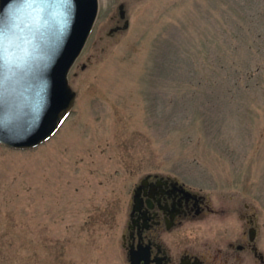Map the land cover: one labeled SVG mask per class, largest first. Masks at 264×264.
<instances>
[{"label": "rangeland", "instance_id": "obj_1", "mask_svg": "<svg viewBox=\"0 0 264 264\" xmlns=\"http://www.w3.org/2000/svg\"><path fill=\"white\" fill-rule=\"evenodd\" d=\"M98 3L68 118L36 148L0 145V264H126V204L149 172L264 218V0Z\"/></svg>", "mask_w": 264, "mask_h": 264}, {"label": "water", "instance_id": "obj_2", "mask_svg": "<svg viewBox=\"0 0 264 264\" xmlns=\"http://www.w3.org/2000/svg\"><path fill=\"white\" fill-rule=\"evenodd\" d=\"M98 10V0H0V145L30 150L57 132L75 101L69 71Z\"/></svg>", "mask_w": 264, "mask_h": 264}, {"label": "flooded vegetation", "instance_id": "obj_3", "mask_svg": "<svg viewBox=\"0 0 264 264\" xmlns=\"http://www.w3.org/2000/svg\"><path fill=\"white\" fill-rule=\"evenodd\" d=\"M125 213L120 239L126 264H264V218L256 207L176 172L139 177Z\"/></svg>", "mask_w": 264, "mask_h": 264}, {"label": "bare ground", "instance_id": "obj_4", "mask_svg": "<svg viewBox=\"0 0 264 264\" xmlns=\"http://www.w3.org/2000/svg\"><path fill=\"white\" fill-rule=\"evenodd\" d=\"M67 118H68V117H67ZM67 118H66V119H67ZM66 119H65V120H66Z\"/></svg>", "mask_w": 264, "mask_h": 264}]
</instances>
